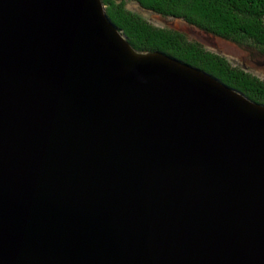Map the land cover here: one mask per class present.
<instances>
[{
  "label": "water",
  "instance_id": "95a60500",
  "mask_svg": "<svg viewBox=\"0 0 264 264\" xmlns=\"http://www.w3.org/2000/svg\"><path fill=\"white\" fill-rule=\"evenodd\" d=\"M0 264H264V104L102 0H0Z\"/></svg>",
  "mask_w": 264,
  "mask_h": 264
},
{
  "label": "trees",
  "instance_id": "16d2710c",
  "mask_svg": "<svg viewBox=\"0 0 264 264\" xmlns=\"http://www.w3.org/2000/svg\"><path fill=\"white\" fill-rule=\"evenodd\" d=\"M106 14L136 53L160 52L199 68L246 97L264 104V80L233 65L184 33L153 25L127 2L154 14L181 20L201 32L231 41L264 60V0H102Z\"/></svg>",
  "mask_w": 264,
  "mask_h": 264
},
{
  "label": "rangeland",
  "instance_id": "374dc122",
  "mask_svg": "<svg viewBox=\"0 0 264 264\" xmlns=\"http://www.w3.org/2000/svg\"><path fill=\"white\" fill-rule=\"evenodd\" d=\"M127 7L131 11L147 19L155 26L173 29L184 33L190 40L199 42L207 50L224 56L233 65L240 66L264 80V60L256 57L254 59L249 51L239 47L233 42L207 35L181 20L163 17L145 11L133 2H127Z\"/></svg>",
  "mask_w": 264,
  "mask_h": 264
}]
</instances>
